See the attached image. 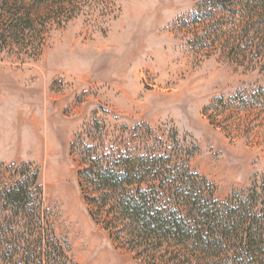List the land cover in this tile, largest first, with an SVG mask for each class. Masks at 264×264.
Segmentation results:
<instances>
[{"label":"rangeland","instance_id":"374dc122","mask_svg":"<svg viewBox=\"0 0 264 264\" xmlns=\"http://www.w3.org/2000/svg\"><path fill=\"white\" fill-rule=\"evenodd\" d=\"M179 149L219 202L264 180L263 1L0 0V264L36 250L40 213L1 198L29 167L73 263L137 264L80 172Z\"/></svg>","mask_w":264,"mask_h":264},{"label":"trees","instance_id":"16d2710c","mask_svg":"<svg viewBox=\"0 0 264 264\" xmlns=\"http://www.w3.org/2000/svg\"><path fill=\"white\" fill-rule=\"evenodd\" d=\"M180 152L85 160L79 187L88 197L91 222L137 264H264V180L245 197L219 202L214 187L180 162ZM22 174L1 198L19 215L40 213L44 223L29 229L39 236L35 251L23 248L24 254L1 264H75L49 225L39 175L30 167Z\"/></svg>","mask_w":264,"mask_h":264},{"label":"crops","instance_id":"0c3cea01","mask_svg":"<svg viewBox=\"0 0 264 264\" xmlns=\"http://www.w3.org/2000/svg\"><path fill=\"white\" fill-rule=\"evenodd\" d=\"M130 39H128V41H129ZM124 41H127V38L125 39V36H124Z\"/></svg>","mask_w":264,"mask_h":264}]
</instances>
